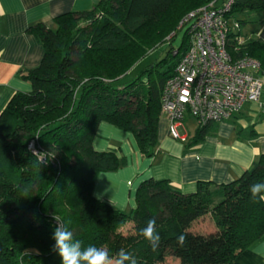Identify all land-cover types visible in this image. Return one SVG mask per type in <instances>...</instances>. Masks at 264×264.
Listing matches in <instances>:
<instances>
[{"label": "trees", "instance_id": "16d2710c", "mask_svg": "<svg viewBox=\"0 0 264 264\" xmlns=\"http://www.w3.org/2000/svg\"><path fill=\"white\" fill-rule=\"evenodd\" d=\"M208 1L97 0L90 10L56 16L55 29L28 26L44 52L38 66L20 71L31 90L16 92L0 113V264H62L52 251L55 217L82 248L94 245L113 260L124 249L138 264H170L168 256L177 264H237L242 251L264 240V202L249 191L264 182V154L237 179L200 181L190 194L149 178L129 211L92 196L98 173L122 164L115 152L93 148L100 123L129 131L144 157L155 154L162 85L187 47L185 35L175 53L137 65L185 14ZM257 11H264V0H234L230 15L237 20ZM227 49L233 58L257 60L264 76V42L231 40ZM208 133V123L198 126L187 145ZM31 141L44 160L28 149ZM206 214L213 229H192ZM149 219L161 236L155 250L139 234ZM126 224L131 229L122 233ZM179 234L186 237L183 246Z\"/></svg>", "mask_w": 264, "mask_h": 264}, {"label": "crops", "instance_id": "0c3cea01", "mask_svg": "<svg viewBox=\"0 0 264 264\" xmlns=\"http://www.w3.org/2000/svg\"><path fill=\"white\" fill-rule=\"evenodd\" d=\"M97 0H0V113L16 92L31 90L20 71L39 65L42 43L27 31L42 22L55 29L54 18L73 11L90 10ZM256 40L264 42V11ZM252 37H245L248 39ZM264 81V78L261 77ZM192 120L186 118L185 124ZM169 121L161 115L157 121L155 154L144 157L133 135L109 123L98 125L92 146L97 151H113L121 161L114 171L98 173L92 196L121 211L135 206V191L151 178L167 180L170 186L190 194L197 182L226 184L237 179L253 160L264 154V85L259 101L244 103L238 114L208 123V133L197 144L187 145L168 134ZM181 131V129H180ZM186 131V129H185ZM237 264H264V240L252 244L235 259Z\"/></svg>", "mask_w": 264, "mask_h": 264}, {"label": "built area", "instance_id": "2783aa9c", "mask_svg": "<svg viewBox=\"0 0 264 264\" xmlns=\"http://www.w3.org/2000/svg\"><path fill=\"white\" fill-rule=\"evenodd\" d=\"M233 3L209 0L189 11L178 25L179 30L185 28L187 47L162 85L160 108L169 121V136L181 142L186 140L183 121L187 117L197 126L228 120L244 103L260 99L264 81L257 74L258 61L248 56L233 58L227 49L231 40L238 45L245 41L237 35L239 23L230 15ZM28 149L45 159L33 141Z\"/></svg>", "mask_w": 264, "mask_h": 264}, {"label": "clouds", "instance_id": "9594fccd", "mask_svg": "<svg viewBox=\"0 0 264 264\" xmlns=\"http://www.w3.org/2000/svg\"><path fill=\"white\" fill-rule=\"evenodd\" d=\"M249 191L254 201L257 199L264 202V182H255L249 185ZM57 221L52 239L54 245L52 251L57 252L61 257L62 264H138L137 258L128 251L120 249L114 258H110L104 249H98L94 245L82 248V241L74 239L73 232L69 230L64 222L55 217ZM155 220L149 219L147 227L140 230L143 236L155 250L161 241L160 234L156 231ZM186 237L179 234L177 243L181 246L185 243Z\"/></svg>", "mask_w": 264, "mask_h": 264}, {"label": "rangeland", "instance_id": "374dc122", "mask_svg": "<svg viewBox=\"0 0 264 264\" xmlns=\"http://www.w3.org/2000/svg\"><path fill=\"white\" fill-rule=\"evenodd\" d=\"M236 19L238 21L243 22V25L240 27V30H239V33L242 36V38L252 37L253 39H255L256 38L255 33L261 26V19H262L261 11L239 14V15H236ZM181 20L179 21L177 25L174 26L173 33H171L169 36H165L164 39L160 41L153 49L148 51L146 57L143 58L137 65L138 67L146 66L147 64L151 63L154 60L164 59L167 57L168 52L171 49L176 50L180 46V44L183 41V36L185 32V28L180 29V30L178 28V25L180 24ZM172 37L173 39L169 41ZM260 77L264 78V76H260ZM197 127L198 126L193 120H189L185 124L187 136L191 137L192 135H194ZM130 229H131V224H128V225L126 224V226H124L121 229V232L127 233L130 231ZM192 229L198 230L201 232H207V231L212 230L213 221L210 215L206 214L203 217L199 218L198 220L194 221L192 224ZM165 262H168L170 264H177L176 260L169 256L166 257Z\"/></svg>", "mask_w": 264, "mask_h": 264}]
</instances>
